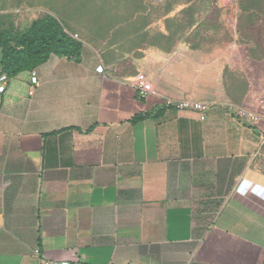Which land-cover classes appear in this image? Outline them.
<instances>
[{"label":"crops","instance_id":"obj_1","mask_svg":"<svg viewBox=\"0 0 264 264\" xmlns=\"http://www.w3.org/2000/svg\"><path fill=\"white\" fill-rule=\"evenodd\" d=\"M190 58L176 56V90L144 97L84 43L79 60L8 76L0 264H39L35 249L89 264H264V117L241 121L223 101L203 120L166 107L205 101Z\"/></svg>","mask_w":264,"mask_h":264},{"label":"rangeland","instance_id":"obj_2","mask_svg":"<svg viewBox=\"0 0 264 264\" xmlns=\"http://www.w3.org/2000/svg\"><path fill=\"white\" fill-rule=\"evenodd\" d=\"M46 14L113 73L144 74L149 94L176 90V56L184 54L202 99L264 117V0H0V34Z\"/></svg>","mask_w":264,"mask_h":264},{"label":"trees","instance_id":"obj_3","mask_svg":"<svg viewBox=\"0 0 264 264\" xmlns=\"http://www.w3.org/2000/svg\"><path fill=\"white\" fill-rule=\"evenodd\" d=\"M81 47L82 42L65 30L63 22L52 14H46L18 33L0 34L1 72L11 77L32 71L51 55L79 60Z\"/></svg>","mask_w":264,"mask_h":264},{"label":"built area","instance_id":"obj_4","mask_svg":"<svg viewBox=\"0 0 264 264\" xmlns=\"http://www.w3.org/2000/svg\"><path fill=\"white\" fill-rule=\"evenodd\" d=\"M95 71L103 74L104 73L103 65L99 64L95 68ZM7 79L8 76L5 73H2L0 75V92L4 90ZM30 81L32 84L37 83V78L34 73L31 74ZM132 85L136 89L140 97H144L150 93V84L148 83V79L144 74L136 75L133 78ZM32 93H33V88H30L28 94L32 95ZM164 105L166 107L174 108L177 110L192 111L194 113H197L199 118L203 120L205 118V113L210 106V103L208 101L185 98L180 100L165 99ZM234 113L236 117H238L241 121H249L251 123H257L259 120V116L257 114L243 108H234ZM34 254L37 257L39 264H89L79 259H75V260L48 259L44 255L40 254L38 249L34 250Z\"/></svg>","mask_w":264,"mask_h":264}]
</instances>
